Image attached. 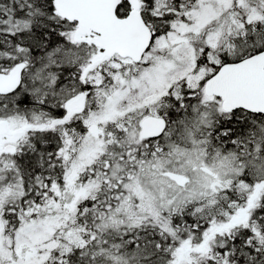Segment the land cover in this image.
Segmentation results:
<instances>
[{
    "label": "snow or ice",
    "instance_id": "obj_1",
    "mask_svg": "<svg viewBox=\"0 0 264 264\" xmlns=\"http://www.w3.org/2000/svg\"><path fill=\"white\" fill-rule=\"evenodd\" d=\"M0 264H264V0H0Z\"/></svg>",
    "mask_w": 264,
    "mask_h": 264
}]
</instances>
